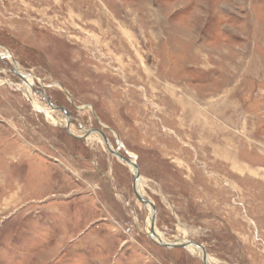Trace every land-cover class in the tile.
Here are the masks:
<instances>
[{"label": "rangeland", "instance_id": "1", "mask_svg": "<svg viewBox=\"0 0 264 264\" xmlns=\"http://www.w3.org/2000/svg\"><path fill=\"white\" fill-rule=\"evenodd\" d=\"M8 55L35 89L0 63V264H204L92 130L161 241L264 264V0H0Z\"/></svg>", "mask_w": 264, "mask_h": 264}, {"label": "water", "instance_id": "2", "mask_svg": "<svg viewBox=\"0 0 264 264\" xmlns=\"http://www.w3.org/2000/svg\"><path fill=\"white\" fill-rule=\"evenodd\" d=\"M15 64H16V63H15ZM16 68H17V65H16ZM19 76H20L22 79H24V77H23L22 75L19 74ZM30 99H32L31 96H30ZM46 103L50 106V108H51L52 110H57V111L62 112V113L66 116V119H67L68 121L71 120V117H70L68 111H67L65 108L54 107L51 103H49V102H46ZM69 127H70V123H68V132H70V128H69ZM92 133H93V132H92ZM99 133L102 134V136H103V138H104L103 140H104L106 146H107L108 148H110V150L112 151V153H113L114 155H116V156L119 157L121 160H123L124 162H126L127 164H129L130 166H132L133 168H135L136 178H135V182H134V186H133L134 194H135L136 198L138 199V201H140L144 206H150V207L152 208V211H153V213H152V218H151V224H150V232H149V236H150V238H151V239H152L157 245H159V246H161V247H164V248H168V249H172V248H183V249H187L188 246H195V247L199 248V249L202 251V253H203V256H202V258H201V261H202L204 264H210V263L208 262V260L206 259V258H207V253H206L204 247L201 246V245H198V244H196V243H194V242H190V241H189V242H185V243H183V244H169V243H166V242L161 241L160 237L157 235L156 230H155V221H156V209H155V206H154V204H153L152 202H150V201L146 200L145 198H143V196L139 193V191H138V189H137V186H136L137 181H139V179H140V172H139V168H138L137 164L134 163L131 159H129V158H124V157L121 156L118 152H115L114 150H112L111 147H110L109 141H108L107 137L105 136V134H103V132H101V131H100Z\"/></svg>", "mask_w": 264, "mask_h": 264}, {"label": "flooded vegetation", "instance_id": "3", "mask_svg": "<svg viewBox=\"0 0 264 264\" xmlns=\"http://www.w3.org/2000/svg\"><path fill=\"white\" fill-rule=\"evenodd\" d=\"M10 57V55H8V57H1L0 58V63H3V64H7V70H8V72L9 73H11V75H13L14 77H16V80L22 85V86H28V87H30L33 91H34V89H35V83H33V82H30L29 81V79L27 78V76H25L24 74L22 75L21 73H20V71H19V69H18V67L16 68V65L14 64V63H12V61L14 62V58H12V61H11V59L9 60L8 58ZM10 62V63H9ZM6 68V67H5ZM19 74L20 75H22L23 77H24V79H22L20 76H19ZM32 97V96H31ZM33 101H34V107L36 108V110L38 109L39 111H44L46 114H48L49 113V111H51L50 109H49V111H46V108H44V107H41V106H39V102L33 97ZM70 128H71V125H70ZM93 130L92 131H89V132H86L85 133V135L83 136V137H80L81 139L83 138H85V139H87V137L89 136V134H98V135H100V136H102V134H100L99 132V130H95L93 133ZM102 132V131H101ZM70 133V132H69ZM70 135L71 136H73L71 133H70ZM103 137V136H102ZM104 139V138H103ZM154 242V241H153ZM155 243V242H154Z\"/></svg>", "mask_w": 264, "mask_h": 264}, {"label": "bare ground", "instance_id": "4", "mask_svg": "<svg viewBox=\"0 0 264 264\" xmlns=\"http://www.w3.org/2000/svg\"><path fill=\"white\" fill-rule=\"evenodd\" d=\"M11 61H12V60H11ZM12 63H14V62L12 61ZM27 77H29V76H27ZM31 100H33V98H32ZM111 149L113 150L112 147H111ZM109 150H110V148H109ZM136 186H137V189H138L139 186H140V181H137ZM138 191H139V190H138ZM139 193H140V191H139ZM140 194H141V193H140ZM188 247H193V248H195V249L199 252V254H201V258H202L203 253H202V251H201L199 248H197V247H195V246H188ZM206 259L208 260L209 263L211 262V260L209 259L208 255H207V258H206Z\"/></svg>", "mask_w": 264, "mask_h": 264}]
</instances>
